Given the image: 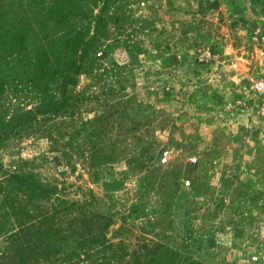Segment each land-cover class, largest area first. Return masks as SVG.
I'll return each instance as SVG.
<instances>
[{
  "label": "rangeland",
  "instance_id": "rangeland-1",
  "mask_svg": "<svg viewBox=\"0 0 264 264\" xmlns=\"http://www.w3.org/2000/svg\"><path fill=\"white\" fill-rule=\"evenodd\" d=\"M75 1L94 17L104 6ZM103 13L76 84L42 78L57 111L0 139V264H264V0H109ZM94 17L67 23L92 34ZM32 71L5 80L0 116L40 105ZM9 174L50 198L27 202ZM55 206L52 258L19 262L22 208L36 222Z\"/></svg>",
  "mask_w": 264,
  "mask_h": 264
},
{
  "label": "trees",
  "instance_id": "trees-1",
  "mask_svg": "<svg viewBox=\"0 0 264 264\" xmlns=\"http://www.w3.org/2000/svg\"><path fill=\"white\" fill-rule=\"evenodd\" d=\"M99 1H102L104 6L100 14L94 17L92 8L88 7L86 12H83L82 5L75 0H68L65 5L60 0L52 3H46L45 0H0V90L10 74L17 82H22V70L27 67L33 71L25 78L33 86H38L42 94L40 105L34 111L16 114L8 119L0 116V139L18 133L37 113L57 111L61 103L52 98L47 99V85H42V78L52 70L53 74L62 76L61 91L68 85L76 84L84 59L94 50L97 41L106 35V17L103 11L107 8L109 0H90L93 7ZM72 15L80 16L88 23H91L94 17L92 34H89L88 27L68 24L67 20ZM56 27L57 30L63 29L57 33ZM6 182L17 183L27 196V202L50 198L51 190L30 174H9ZM64 207L67 209L70 206ZM59 209L55 206L53 213L43 214L34 222L31 221V211L27 207L22 208V236L19 237V232L10 236L11 244L19 242L18 245L23 246V254L18 257L19 262L26 263L33 259L37 263L38 257L48 261L52 258L50 243L53 235L47 224H52ZM41 247L45 249L37 251ZM78 258V254L72 253L70 264L76 263Z\"/></svg>",
  "mask_w": 264,
  "mask_h": 264
},
{
  "label": "built area",
  "instance_id": "built-area-1",
  "mask_svg": "<svg viewBox=\"0 0 264 264\" xmlns=\"http://www.w3.org/2000/svg\"><path fill=\"white\" fill-rule=\"evenodd\" d=\"M164 160H166V158H164Z\"/></svg>",
  "mask_w": 264,
  "mask_h": 264
}]
</instances>
